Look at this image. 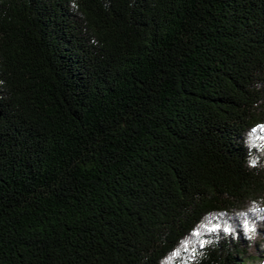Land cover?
<instances>
[{"label":"trees","instance_id":"trees-1","mask_svg":"<svg viewBox=\"0 0 264 264\" xmlns=\"http://www.w3.org/2000/svg\"><path fill=\"white\" fill-rule=\"evenodd\" d=\"M0 264H264V0H0Z\"/></svg>","mask_w":264,"mask_h":264},{"label":"snow or ice","instance_id":"snow-or-ice-1","mask_svg":"<svg viewBox=\"0 0 264 264\" xmlns=\"http://www.w3.org/2000/svg\"><path fill=\"white\" fill-rule=\"evenodd\" d=\"M253 131H255V129H253ZM228 229L225 228V231H227ZM213 231H215V229H213ZM249 231H252L251 229H249Z\"/></svg>","mask_w":264,"mask_h":264}]
</instances>
